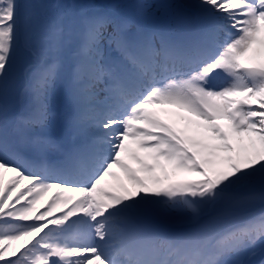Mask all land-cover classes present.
Segmentation results:
<instances>
[{"label":"snow or ice","instance_id":"snow-or-ice-1","mask_svg":"<svg viewBox=\"0 0 264 264\" xmlns=\"http://www.w3.org/2000/svg\"><path fill=\"white\" fill-rule=\"evenodd\" d=\"M152 7L0 0V264H264V0Z\"/></svg>","mask_w":264,"mask_h":264},{"label":"rangeland","instance_id":"rangeland-1","mask_svg":"<svg viewBox=\"0 0 264 264\" xmlns=\"http://www.w3.org/2000/svg\"><path fill=\"white\" fill-rule=\"evenodd\" d=\"M189 2L186 0H148V3H150L151 5H153V7L151 9H149V13H155L156 17L159 19H174L175 16L178 13V9L175 7V5L177 4H181V3H186ZM23 3H27L26 1H24ZM71 62V61H70ZM69 66L70 64L66 63V67H65V71H64V78L63 81H61L62 86L57 90L56 93V97L54 99L53 102V110L54 112H56V118L54 119L53 123H52V132H54L55 127H56V121L63 117L65 114V108H63V104L67 103V98H66V92H65V88H66V83H67V79H68V74H69ZM19 91L21 90L20 88H18ZM21 100L19 104H15L14 102L9 103V107L12 108H16L15 111H23L26 106H27V100L25 97V90H21ZM69 105V104H68ZM53 158L55 159V156H53ZM52 192H50L48 194H51ZM48 197H45L44 200H46ZM47 202V201H46ZM46 202L42 203V204H46ZM255 259H259V257H256Z\"/></svg>","mask_w":264,"mask_h":264},{"label":"trees","instance_id":"trees-1","mask_svg":"<svg viewBox=\"0 0 264 264\" xmlns=\"http://www.w3.org/2000/svg\"><path fill=\"white\" fill-rule=\"evenodd\" d=\"M24 1H27V3L35 2V0H22V2ZM108 1L109 0H75L76 3L82 4H104ZM44 2L54 4L56 0H44ZM61 2L69 3L71 0H61ZM26 67L27 61L23 57H18L10 80H16L21 84H28L29 73L26 71Z\"/></svg>","mask_w":264,"mask_h":264},{"label":"bare ground","instance_id":"bare-ground-1","mask_svg":"<svg viewBox=\"0 0 264 264\" xmlns=\"http://www.w3.org/2000/svg\"><path fill=\"white\" fill-rule=\"evenodd\" d=\"M84 138H86V135L84 136Z\"/></svg>","mask_w":264,"mask_h":264}]
</instances>
